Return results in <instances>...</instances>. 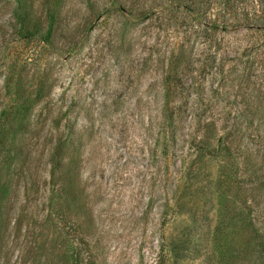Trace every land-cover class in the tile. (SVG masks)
<instances>
[{
	"label": "rangeland",
	"instance_id": "rangeland-1",
	"mask_svg": "<svg viewBox=\"0 0 264 264\" xmlns=\"http://www.w3.org/2000/svg\"><path fill=\"white\" fill-rule=\"evenodd\" d=\"M0 264H264V0H0Z\"/></svg>",
	"mask_w": 264,
	"mask_h": 264
},
{
	"label": "trees",
	"instance_id": "trees-1",
	"mask_svg": "<svg viewBox=\"0 0 264 264\" xmlns=\"http://www.w3.org/2000/svg\"><path fill=\"white\" fill-rule=\"evenodd\" d=\"M17 1H19V3L21 2V0H17ZM48 12H49L50 15H53V13H54L51 9H50ZM24 16H25L26 18L28 17L27 15H24ZM51 17H52V16H51ZM50 32H51V28H50ZM33 34H34V33H32L31 31H28V32L26 31V33L24 34V36L33 35ZM75 199H76V198H75Z\"/></svg>",
	"mask_w": 264,
	"mask_h": 264
}]
</instances>
